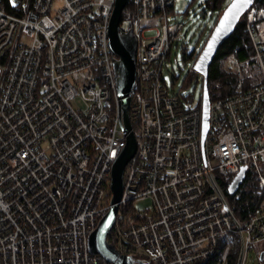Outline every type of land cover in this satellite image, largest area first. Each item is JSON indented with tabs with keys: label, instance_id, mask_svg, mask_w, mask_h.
Here are the masks:
<instances>
[{
	"label": "built area",
	"instance_id": "1",
	"mask_svg": "<svg viewBox=\"0 0 264 264\" xmlns=\"http://www.w3.org/2000/svg\"><path fill=\"white\" fill-rule=\"evenodd\" d=\"M116 1L0 0V264H110L89 243L112 209L128 144L109 47ZM131 2L138 151L109 243L133 264H210L225 244L220 264H229L225 239L240 233L218 178L247 170L264 195V84L211 102L203 145V99L172 97L163 80L185 29L170 22L177 0ZM246 34L264 76V6L248 13ZM227 64L243 79L236 59ZM146 202L151 210L133 209ZM241 227L245 263L264 243V205Z\"/></svg>",
	"mask_w": 264,
	"mask_h": 264
},
{
	"label": "water",
	"instance_id": "2",
	"mask_svg": "<svg viewBox=\"0 0 264 264\" xmlns=\"http://www.w3.org/2000/svg\"><path fill=\"white\" fill-rule=\"evenodd\" d=\"M257 0H234L223 14L220 22L210 37L204 51L195 65V71L204 79V98H203V145L210 129V108L211 97L209 93L210 70L213 66L221 48L234 35L237 26L244 16L252 10ZM131 0H117L115 11L109 27V47L111 53L116 57L114 68L117 78V95L121 109L124 112V127L128 133V144L122 156L115 164L112 178V209L108 216L100 223L98 230L90 239V252L94 256H101L110 264H133V260L122 256L116 248L109 243V237L113 233L119 213V205L122 202L124 192L125 173L129 164L135 158L138 151V140L134 134L129 116L131 97L136 92L137 86V53L138 39L131 30L125 33L121 29L124 14L128 9ZM1 75V70H0ZM247 170L236 177L229 185L228 192L235 196L238 194L247 179ZM224 201V214L230 215L235 221L241 239V251L238 264H243L245 259V248L242 236V227L236 220L228 203L220 193ZM264 262V255L261 257Z\"/></svg>",
	"mask_w": 264,
	"mask_h": 264
},
{
	"label": "trees",
	"instance_id": "3",
	"mask_svg": "<svg viewBox=\"0 0 264 264\" xmlns=\"http://www.w3.org/2000/svg\"><path fill=\"white\" fill-rule=\"evenodd\" d=\"M226 2L227 0H211L207 3V8L208 10H211L213 13H217L218 15L219 12H224L221 9L224 7ZM263 6H264V0H257L256 4L252 9L260 8ZM125 13L131 16L133 23L136 21L137 8L133 2L130 3ZM248 13L240 21L231 39L221 48L213 66L211 67L210 78H209V93L212 103L216 101L227 100L239 92L247 93L260 87V86L257 88L249 87V88H244L245 90L243 89L240 91H238L237 89L241 85V82L243 83V86L245 83L252 86L253 83L257 80L256 76L258 75L263 76L261 69L257 66V64L254 61L255 58L254 48L251 40L246 34ZM220 20L221 19L217 20V24H215L214 30L217 27ZM213 32L211 34H213ZM9 57L10 56L8 54L2 63V67L5 66V63L7 62ZM199 58L200 57H198V59ZM228 58L236 59V61L243 66V79H239L236 73L233 72L232 70L225 71L224 67L225 64H227ZM197 76L198 75L190 76V78L186 80L185 88L183 92H187L190 89L192 84H194L197 81ZM263 84H264V80H263ZM218 182H219V188L224 193L227 202L231 210L233 211L237 221L242 226H245L250 221L254 213L264 205V195H261L260 193L257 177L252 176L251 174L248 173L246 182L244 183L238 194L235 196L229 194L228 192L229 183L228 181H226V179L218 178ZM236 238L238 239L237 252L236 251L235 253L232 252L230 256L229 264L238 263L240 250H241V241L239 236H237ZM109 239L111 243V237ZM224 248H225V244H222V246L217 251L216 255L214 256L210 264H220L222 252Z\"/></svg>",
	"mask_w": 264,
	"mask_h": 264
},
{
	"label": "rangeland",
	"instance_id": "4",
	"mask_svg": "<svg viewBox=\"0 0 264 264\" xmlns=\"http://www.w3.org/2000/svg\"><path fill=\"white\" fill-rule=\"evenodd\" d=\"M209 1L211 0H177L170 22L181 23L185 29L182 33V39L173 47L172 55L163 69V80L171 96L179 98L183 102V98H185L188 101H192L195 106H199L202 102L203 83L200 81V76L198 75V83L196 81L187 92H183L185 82L190 78L196 61H198V57H200V54H202L203 49L212 36L211 33L214 31L217 20L222 18L225 10H227L234 0H227L226 4L221 9L224 12H219L218 15L208 10L207 3ZM61 5V2L56 3V7H60ZM132 26L133 21L131 16L125 13L121 25L122 31L129 32ZM155 27L160 28L158 24H156ZM134 30L136 36H139L138 25L134 26ZM138 56L140 57L141 55ZM224 69L225 71L231 70L228 64H225ZM256 77L257 80L252 86L246 83L243 86L241 82V85L237 88L238 91L244 88H257L261 86L264 76L258 75ZM233 180L234 178L226 179L229 185ZM133 209L135 211L145 212L146 210L152 209V203L134 204ZM225 242L233 253H235V251L237 252L238 239L236 236L231 235L226 237ZM244 264H262L260 257L257 255V251L254 250L250 252Z\"/></svg>",
	"mask_w": 264,
	"mask_h": 264
},
{
	"label": "crops",
	"instance_id": "5",
	"mask_svg": "<svg viewBox=\"0 0 264 264\" xmlns=\"http://www.w3.org/2000/svg\"><path fill=\"white\" fill-rule=\"evenodd\" d=\"M255 251H257V255L260 257V259H261V257L264 255V243L262 244V245H260V246H258L256 249H255ZM262 263V262H261ZM262 264H264V262L262 263Z\"/></svg>",
	"mask_w": 264,
	"mask_h": 264
},
{
	"label": "snow or ice",
	"instance_id": "6",
	"mask_svg": "<svg viewBox=\"0 0 264 264\" xmlns=\"http://www.w3.org/2000/svg\"><path fill=\"white\" fill-rule=\"evenodd\" d=\"M243 2H244V3H247V2H248V0H243Z\"/></svg>",
	"mask_w": 264,
	"mask_h": 264
}]
</instances>
